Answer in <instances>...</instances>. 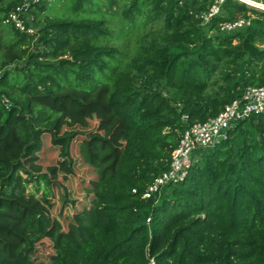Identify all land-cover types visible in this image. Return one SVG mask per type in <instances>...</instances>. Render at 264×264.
Segmentation results:
<instances>
[{"label":"trees","instance_id":"16d2710c","mask_svg":"<svg viewBox=\"0 0 264 264\" xmlns=\"http://www.w3.org/2000/svg\"><path fill=\"white\" fill-rule=\"evenodd\" d=\"M24 2L33 32L4 22ZM211 2L121 0L113 29L106 13L94 17L93 0L76 1L93 14L79 20H39L46 0H0V26H8L4 36L0 29V264H264L263 116L235 124L158 200L142 199L188 124L264 85V12L226 0L202 24ZM251 14L250 25L219 31ZM148 24L150 37L129 59L108 43ZM93 118L109 134L92 131L78 145L96 173L93 202L65 229L36 161L50 137L69 174L73 139ZM45 239L46 259L37 255Z\"/></svg>","mask_w":264,"mask_h":264},{"label":"built area","instance_id":"2783aa9c","mask_svg":"<svg viewBox=\"0 0 264 264\" xmlns=\"http://www.w3.org/2000/svg\"><path fill=\"white\" fill-rule=\"evenodd\" d=\"M226 0H212L205 11H202L199 18L202 24H208L214 17L222 12V6ZM247 7L264 12V0H237ZM29 3L24 2L11 10L4 22L14 25L20 30L33 32V16L28 10ZM254 15L248 17L237 16L236 18L224 21L219 24V31L231 33L250 25ZM6 99L4 102L6 103ZM264 117V85H250L243 89L239 97L234 98L225 104L220 111L204 121H196L188 124L180 133L177 147L170 157L168 169L157 175L149 183L142 194V199L154 198L158 200L162 189L170 184L177 183L184 179L189 167L197 161L204 152L213 148L217 143L228 137L229 130L238 122L251 116ZM188 116L182 115V121L187 122ZM133 191H135L133 189ZM149 220V219H148Z\"/></svg>","mask_w":264,"mask_h":264},{"label":"rangeland","instance_id":"374dc122","mask_svg":"<svg viewBox=\"0 0 264 264\" xmlns=\"http://www.w3.org/2000/svg\"><path fill=\"white\" fill-rule=\"evenodd\" d=\"M77 0H46V6L44 10L40 11L38 19L44 20L46 18H60V19H69V20H79L82 17H91L90 12L88 11H78L75 9V3ZM98 5L94 17H100L103 15V12L106 13L105 17L107 18L111 28L116 29L119 27L120 23L117 20L118 10L121 6V0H114L113 4L109 3V0H93ZM94 11V12H95ZM98 12L101 14H98ZM37 23V22H36ZM40 23V22H38ZM0 29L3 33L8 29L7 25H1ZM112 29V30H113ZM151 25L148 24L144 28L131 30H124L123 34H117L116 37L120 38L116 41H108L111 45H119L120 49L125 52L126 57L129 59L133 56L137 46L138 39L150 37L149 31ZM99 123L96 118L89 120V126L82 129V132L79 133L73 140L71 145L72 156V171L69 174L61 172L60 166L61 161L65 160L60 158L58 147H55L50 142V137H47V141L44 147V153L39 156V159L36 161L37 164L41 166V172L47 173L51 181V194L49 196L52 206L50 208V213L52 217L59 219L64 228H67V221L69 222L72 219H75V213L82 207L86 206L88 203L93 202L92 188L96 182V173L86 164H83L82 159L79 154V143L88 139V134L92 131H99L100 134L108 136L109 134L104 132L102 129H98ZM46 137V136H45ZM64 162H68L65 160ZM53 167H57L55 170L56 174H53L51 170ZM27 191L34 192L35 190L28 185ZM68 192L67 201L64 200L63 194ZM41 191L37 194V196ZM72 200L74 202H72ZM73 217V218H72ZM71 218V219H70ZM70 219V220H68ZM52 242L49 239H45L38 244L37 255L39 257L47 258L45 255H48L52 251ZM41 254V256H40ZM41 257V258H42Z\"/></svg>","mask_w":264,"mask_h":264}]
</instances>
